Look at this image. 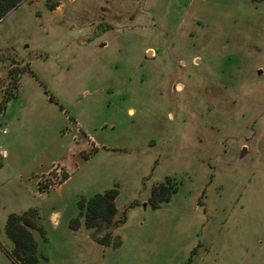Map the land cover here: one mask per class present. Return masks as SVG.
Returning <instances> with one entry per match:
<instances>
[{"label":"rangeland","instance_id":"obj_1","mask_svg":"<svg viewBox=\"0 0 264 264\" xmlns=\"http://www.w3.org/2000/svg\"><path fill=\"white\" fill-rule=\"evenodd\" d=\"M9 118L23 143L10 158L48 165L63 137L77 159L66 181L58 161L16 168L25 196L0 187L5 222L36 210L39 254L264 264V0H23L0 20L2 135ZM167 177L177 189L154 208L151 189ZM60 185L50 225L38 198ZM110 188L121 220L110 243L81 217L71 229L79 199Z\"/></svg>","mask_w":264,"mask_h":264},{"label":"trees","instance_id":"obj_2","mask_svg":"<svg viewBox=\"0 0 264 264\" xmlns=\"http://www.w3.org/2000/svg\"><path fill=\"white\" fill-rule=\"evenodd\" d=\"M23 0H0V20L5 14L15 9ZM4 110V108H3ZM2 159L0 157V166ZM67 177V176H66ZM172 179L167 177L152 187L149 197V204L152 207H158L162 202L168 201L171 195L176 191L177 185L170 186ZM118 195L116 188H110L103 192H98L89 198L81 197L78 201V215L70 221V228L77 229L80 217L84 220L86 228L98 230H108L104 236L95 240L99 243L108 244L111 241L110 229L115 228L121 220H116L117 209L115 200ZM39 216L35 209H29L20 214H10L5 222L4 231L10 241L13 243L11 251H6L8 258L14 264H40V261L46 258L39 254L37 242L33 235V230L41 233L39 225ZM124 221V219L122 220Z\"/></svg>","mask_w":264,"mask_h":264},{"label":"crops","instance_id":"obj_3","mask_svg":"<svg viewBox=\"0 0 264 264\" xmlns=\"http://www.w3.org/2000/svg\"><path fill=\"white\" fill-rule=\"evenodd\" d=\"M148 51L153 52L154 50L152 48H149V50H146L145 52H146L147 56H149L148 53H150ZM153 55H154V52H153ZM25 72L26 71L22 72L21 78L19 81L17 98L15 99L16 101L14 100L16 102L15 103L16 105H14L15 108L16 107L18 108V106L20 104L19 102H17L18 98H23V97H21V95H22L21 90L23 89L21 85H22V76ZM36 86H38V88L36 87L38 90L41 89L39 87L38 83H36ZM31 96H32V94L24 95V97L28 98V99ZM36 97H37V95H36ZM11 100H13V98ZM10 107H12V105ZM7 109H8V107L6 104V107L4 108L3 112L7 113L8 112ZM9 121H10V118L8 120V123H6L7 128H6L5 135L0 134V152H3V151L5 152V153L4 152L1 153L2 154V160H3V166L0 169V187L5 188V190H13V191L15 190V193H17L19 196H25L26 194L24 195L23 193L28 192V194H30L31 189L29 186H26L25 182H23L21 180V175L17 174L15 172V169L16 168L19 170H22V169L24 170V168L28 169L32 165L33 161H31L32 163L31 162L27 163L24 160V158H22L20 155H19L20 157L14 156V158H10V152L7 149V147L14 144L15 139L17 138L18 131L16 130V128H14V122L12 121V118H11V122H9ZM17 139L19 140V144H18L19 147H22L23 146L22 141L19 138H17ZM62 140H63V142L60 145V149L62 151H59V153L56 154V157L54 158V160H51L48 162V165L45 163L32 165L33 166L32 169L35 170V172H43L49 168V165L53 161H58L69 170V171H67L68 176L65 179V181L69 178V172L73 171L74 168L76 167V164H77L76 160L77 159H76L75 154L72 153L73 152L72 147L71 148L68 147V142H66L67 140L63 139V137H62ZM70 150H71V152H70ZM36 163H38V162H36ZM10 170L12 171V173ZM60 188H61V185H60V187L53 189L52 191H49L45 195L40 196L38 198L39 204H38L37 208L42 215L41 217H44L46 223H48L50 225H52V224L56 225L57 221L61 219V218H59L60 213L58 212V210L56 208V203H55V201L54 202L52 201L53 195L59 194V192L61 191ZM7 212L5 211V209L3 212H0L1 230H2V227L4 226L5 217H6ZM69 220H70V218H68L66 221L68 222ZM56 226H58V224ZM33 235H34V233H33ZM0 236H1V234H0ZM34 238H35V236H34ZM2 242H3V239H0V248H1V250H3V252L4 251L6 252V250L9 251L12 248L13 243H11V241H9L10 245L9 244L6 245V248H4L5 246ZM37 247H38V245H37ZM10 261L11 260L9 259V261L7 263L11 264L12 261L11 262ZM3 264H5L4 261H3ZM12 264H14V263H12ZM40 264H85V259H83V261H81L80 259H75L72 257H68L66 255H56V256L55 255H48V256L46 255V258L42 259L40 261Z\"/></svg>","mask_w":264,"mask_h":264},{"label":"built area","instance_id":"obj_4","mask_svg":"<svg viewBox=\"0 0 264 264\" xmlns=\"http://www.w3.org/2000/svg\"><path fill=\"white\" fill-rule=\"evenodd\" d=\"M2 132L6 133V130L4 129Z\"/></svg>","mask_w":264,"mask_h":264}]
</instances>
